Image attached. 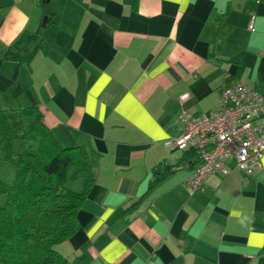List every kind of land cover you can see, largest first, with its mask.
<instances>
[{"label": "crops", "instance_id": "1", "mask_svg": "<svg viewBox=\"0 0 264 264\" xmlns=\"http://www.w3.org/2000/svg\"><path fill=\"white\" fill-rule=\"evenodd\" d=\"M42 3L43 42L4 57ZM239 81L264 93V0H0V108L35 107L94 171L68 264H264V155L190 193L196 157L166 144Z\"/></svg>", "mask_w": 264, "mask_h": 264}, {"label": "trees", "instance_id": "2", "mask_svg": "<svg viewBox=\"0 0 264 264\" xmlns=\"http://www.w3.org/2000/svg\"><path fill=\"white\" fill-rule=\"evenodd\" d=\"M50 22L47 15L4 57L23 62L43 42V27ZM93 182L88 154L60 146L35 107L0 108V264H68L56 245L77 230L76 215Z\"/></svg>", "mask_w": 264, "mask_h": 264}, {"label": "built area", "instance_id": "3", "mask_svg": "<svg viewBox=\"0 0 264 264\" xmlns=\"http://www.w3.org/2000/svg\"><path fill=\"white\" fill-rule=\"evenodd\" d=\"M182 131L166 144L192 151L197 164L184 184L190 193L200 190L214 171L223 175L231 169L228 161L243 178L252 176L264 155V93L245 82L224 87L218 106L211 114H180Z\"/></svg>", "mask_w": 264, "mask_h": 264}, {"label": "rangeland", "instance_id": "4", "mask_svg": "<svg viewBox=\"0 0 264 264\" xmlns=\"http://www.w3.org/2000/svg\"><path fill=\"white\" fill-rule=\"evenodd\" d=\"M22 149V142L21 141H16L15 142V150L20 151ZM4 203V197L0 195V205Z\"/></svg>", "mask_w": 264, "mask_h": 264}, {"label": "water", "instance_id": "5", "mask_svg": "<svg viewBox=\"0 0 264 264\" xmlns=\"http://www.w3.org/2000/svg\"><path fill=\"white\" fill-rule=\"evenodd\" d=\"M48 13H49L48 5H45V8H44V18L48 15Z\"/></svg>", "mask_w": 264, "mask_h": 264}]
</instances>
